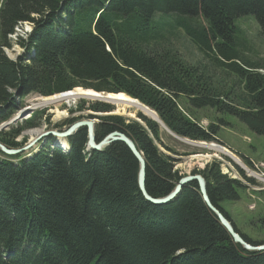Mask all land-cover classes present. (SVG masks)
Returning <instances> with one entry per match:
<instances>
[{
	"label": "trees",
	"instance_id": "1",
	"mask_svg": "<svg viewBox=\"0 0 264 264\" xmlns=\"http://www.w3.org/2000/svg\"><path fill=\"white\" fill-rule=\"evenodd\" d=\"M250 15L264 34V0H3L4 46L21 23L33 28L16 37L25 48L17 60L0 44V124L17 98L80 86L127 93L189 139L218 140L227 121L204 127L196 112L206 108L264 135V65L246 56L249 42L236 24ZM177 29L208 63L184 57ZM217 68L233 73L229 87L216 79ZM111 108L91 106L95 112ZM43 115L36 112L21 128L0 132V141L18 147L14 138L23 127L41 126ZM139 117L145 124L102 117L97 140L115 130L126 133L147 161L148 193L163 197L182 176L158 143L177 153L163 144L157 122ZM68 143V152L47 143L25 158L0 150V264H264V250L234 242L198 182L173 201L154 204L139 188L140 163L125 143L88 150L87 128ZM193 173L203 175L212 203L231 221L223 203L240 200L242 182L224 174L220 162Z\"/></svg>",
	"mask_w": 264,
	"mask_h": 264
},
{
	"label": "rangeland",
	"instance_id": "2",
	"mask_svg": "<svg viewBox=\"0 0 264 264\" xmlns=\"http://www.w3.org/2000/svg\"><path fill=\"white\" fill-rule=\"evenodd\" d=\"M3 0H0V10L2 8ZM236 24L239 25V28L245 35L246 39L249 42V47L245 51L246 56L254 61H261L264 65V34L261 32L260 26L256 20V18L252 15L244 16L237 19ZM33 28V26L29 22H23L21 25L17 26L14 30V33L8 35V42L10 45L4 46L2 39L0 38V44H3L1 47L4 52L10 57L16 59L19 56L25 53V48H23L20 44H18L16 37L21 35L22 37H26L31 30L28 29ZM179 32V38L177 40L178 47L180 51L183 53L184 57L192 63H202L205 65L208 63V60L203 56V54L197 50V48L193 45V43L188 39L185 33L177 29ZM0 37H2L0 33ZM214 71V70H213ZM215 77L217 80L221 81L223 84H226L228 87L233 83L235 78L231 75V72H225L221 68H217L214 71ZM80 87V86H76ZM75 87V88H76ZM84 88V87H81ZM84 89H92V88H84ZM242 89V88H241ZM73 90V89H72ZM72 90L66 92H60L56 94H68ZM104 94H112V92L107 91H97ZM124 92H118L114 94H120ZM54 94V95H56ZM127 94V93H126ZM50 95V96H54ZM32 94L25 96L24 98H17L15 102L16 108L12 110L10 118L5 122H10L18 115L24 116L26 113L21 114L23 112L27 104H29V99L32 98ZM47 96V97H50ZM130 96V95H129ZM133 98V97H132ZM102 101L98 100H88V99H80L76 102H72L70 105L62 104L59 106L61 110H66L67 114L65 116H61L59 118L55 117L52 108H41L38 110H33L28 112L23 118H20L17 123H11L9 126H3L0 132L4 131L6 133H12V131L16 128H21L27 120H30L34 113L40 112L44 110V115L42 118V124L38 127H23L22 133L14 138V141L19 145L15 148H21L30 143L32 138L28 135V131L32 128L42 130V133L47 131H65L68 127H70L75 122L80 119H90L88 116L93 115L96 121L101 122L102 117H107L111 115H119L130 120L139 119L142 124L145 122L139 117L132 118L127 116L126 114L119 113L116 111V107L112 104H107L110 107V111L107 112H95L91 110V106L93 103H97ZM105 104V103H104ZM148 107V106H147ZM102 114L100 116H95V114ZM197 117L200 119L201 125L204 127L209 126L211 123H218L220 119L227 121L220 127V131L218 133L217 141H202V140H193L196 144H191L187 141H180L177 138L173 137L168 131L165 130L160 125L161 131V139L163 144L170 147L175 153L168 152L164 146L158 143L159 147L165 153L172 155L175 159L174 169L177 170L181 176H186L189 174H194V171L202 172L205 170L207 165H211L214 162H220L221 170L224 174H227L229 177L233 179H238L242 182L243 188H241V197L240 200L236 202H227L223 203L224 208L228 211V214L231 218V222L236 225L238 230L249 237L253 242H247L253 245H261L264 244V181L260 180L256 176L250 175L248 169L256 172L264 178V135L257 134L250 130L243 122L238 120L235 116H230L226 114L216 113L211 108L201 109L197 112ZM79 117L74 123L67 125L66 122L72 117ZM49 118L48 123L46 118ZM100 117V119H99ZM34 118V117H33ZM32 118V119H33ZM92 118V117H91ZM218 120V122H214ZM96 122V126L99 124ZM1 125V124H0ZM5 127V128H4ZM39 135V134H38ZM36 135L34 140L37 138ZM182 137V136H180ZM104 138V137H103ZM102 138V139H103ZM187 138V137H185ZM63 138H56L55 136H46L38 140L31 146L29 149L24 151L21 154H24L26 157H32L37 151L41 149L42 146H46L47 143H52V147H56L58 145V140ZM101 139V140H102ZM68 143V139L64 138ZM206 142V143H215L224 147L232 152L238 159L248 168L244 167L242 163L233 160L227 155L211 151L207 148H203L198 146V144ZM3 143V142H2ZM55 144V145H54ZM11 147V146H10ZM88 150H91L88 147ZM211 155L210 157H205L203 155ZM202 155V156H201ZM16 156V155H14ZM242 171V172H241ZM199 174V173H196ZM247 179H252L253 182H250ZM176 186V185H175ZM175 188V187H174ZM160 198V197H157ZM235 227V226H234ZM235 227V228H236ZM239 232V233H240ZM240 233V234H241ZM242 235V234H241Z\"/></svg>",
	"mask_w": 264,
	"mask_h": 264
},
{
	"label": "water",
	"instance_id": "3",
	"mask_svg": "<svg viewBox=\"0 0 264 264\" xmlns=\"http://www.w3.org/2000/svg\"><path fill=\"white\" fill-rule=\"evenodd\" d=\"M61 95H65V94H61ZM104 103L109 104L106 102H104ZM32 110H33L32 108H27V109L23 110V112L21 114H23L25 112L28 113ZM97 115L100 116L102 114H97ZM24 116L18 115L11 122L6 123L5 125L9 126V125H11V123H17L19 121V119L23 118ZM95 122L96 121L92 120V119H81V120L75 122L74 124H72L64 132L48 131V132L44 133V135L56 136L59 138H69L70 136L73 135L74 132L78 131L79 129L87 128L88 129V142L90 145L89 148L91 150L99 151L104 146L110 145V144H113V143L119 142V141L125 143L128 146V148L131 150L133 155L137 158L138 162L140 163V169H139V175H138V184H139V188H140L142 194L144 195V197L149 202L154 203V204H165V203L171 202L174 198H176L182 192V189H183V187H185V185H187L190 182L196 181L199 184V188H200V191H201V194H202V197H203L205 203L208 205V207L213 212H215L218 215L222 225L226 228L227 232L233 237L234 242L242 245L247 250L264 249V244L253 245V244H250L249 242H247L242 237V235L235 229V227L233 226L231 221L227 217H225L226 215H223L219 211V208L216 207L211 202V200L209 198L208 191H207V182H206L205 178L200 174L186 175V176L181 178V181L179 182L178 185H176V188L174 191H172L171 193H169L163 197H160V198L153 197L150 193H148V191L146 189L147 161L144 157V154L138 149L136 143L130 137H128L126 134H123L118 130H115V131L111 132L110 134L106 135L101 142H97V137H96V133H95ZM163 127L166 128L167 131L173 137L177 138L178 140H180V141L185 140L179 136H176L174 133H171L170 130L167 128V126L164 123H163ZM37 140L38 139H35L34 141L28 143L25 147H21V148H11V147L5 145L4 143L0 142V150H1V152H3L4 154H6L8 156L20 155L21 153H23L24 151L29 149L31 146H33Z\"/></svg>",
	"mask_w": 264,
	"mask_h": 264
},
{
	"label": "bare ground",
	"instance_id": "4",
	"mask_svg": "<svg viewBox=\"0 0 264 264\" xmlns=\"http://www.w3.org/2000/svg\"><path fill=\"white\" fill-rule=\"evenodd\" d=\"M32 31V30H31ZM14 59V58H13ZM17 60V57L16 59ZM32 98L29 99V104H27L28 106H26L25 108H32L33 110H38L41 108H52L53 113L55 114L56 118H59L61 116H65L67 114L66 110H61L59 108L60 105L62 104H68L70 105L72 102H76L77 100L80 99H88V100H98V101H102V102H106V103H110L113 106L116 107V111L119 113H123L126 114L127 116H130L132 118H138V115H142L148 119H151L155 122H157L159 125H161L163 127V121L160 119L158 113L153 110L150 107H147V105L143 104L142 102H140L138 99L136 98H132L131 96H129L126 93H120V94H104L101 92H97L95 89H84L81 87H76L74 88L70 93L65 94V95H60V94H56L54 96H42L39 95L37 93L32 94ZM25 110V109H24ZM32 110V111H33ZM31 112V111H30ZM26 113V112H25ZM100 114V113H98ZM24 115V113H23ZM97 115V113L95 114V116ZM99 116V115H97ZM14 119V118H13ZM92 120H95V117L90 118ZM138 121H140L139 119H137ZM96 121V120H95ZM6 122V121H5ZM5 122H2L0 125V130H2V126H5ZM11 122V121H10ZM99 122V121H96ZM95 122V133H96V123ZM8 123V122H7ZM100 123V122H99ZM165 124V123H164ZM166 125V124H165ZM2 128V129H1ZM5 128V127H4ZM69 128V127H68ZM67 128V129H68ZM164 128V127H163ZM168 128V127H167ZM66 129V130H67ZM169 129V128H168ZM65 130V131H66ZM88 130V129H87ZM165 130L167 131V129L165 128ZM170 130V129H169ZM42 132V130L40 129H35L32 128L31 130L28 131V135L30 136V138H32L33 140H31L30 142L34 141V137L36 135L38 140H40L43 137H46V135H44V133L40 134ZM48 132V131H47ZM60 132V131H58ZM64 132V131H62ZM113 132V131H112ZM171 133H174L170 130ZM46 133V132H45ZM121 133L126 134L124 132L121 131ZM110 134V133H109ZM175 134V133H174ZM108 135V133L106 134ZM105 135V136H106ZM127 135V134H126ZM176 136H179L177 134H175ZM104 136V137H105ZM128 136V135H127ZM52 137V136H51ZM56 137V136H55ZM97 137V136H96ZM129 137V136H128ZM180 137V136H179ZM59 138V137H56ZM183 139H185L184 141L190 142L191 144H196V142L191 141V139L189 138H185V137H181ZM64 139V138H63ZM63 139H59L58 140V145L57 147H60L61 149H64L66 152H68L70 150V145L69 143H67L65 140ZM68 139V138H67ZM104 139V138H103ZM102 139V140H103ZM37 140V141H38ZM102 140H97V142H101ZM36 141V142H37ZM1 142V141H0ZM6 145V144H5ZM55 145V144H54ZM8 146V145H7ZM109 145L104 146L101 150H103L105 147H107ZM198 146L203 147V148H207L211 151H215V152H220L223 153L225 155H227L228 157L232 158L233 160L242 163L237 156H235L234 154H232L231 151H229L228 149L221 147L220 145H217L215 143H206V142H202L200 144H198ZM10 147V146H9ZM25 147V146H24ZM88 147H90L89 142H88ZM11 148H15V147H11ZM100 151V150H99ZM202 156V155H201ZM205 157H210L211 155L207 154V155H203ZM243 164V163H242ZM244 167H246L243 164ZM247 168V167H246ZM248 169V168H247ZM248 172L250 173V175L256 176L257 178H259L260 180L264 181V178L257 174L256 172L248 169ZM191 175V174H189ZM202 175V174H200ZM203 176V175H202ZM184 177V176H182ZM206 180V179H205ZM181 181V179L179 180V182ZM179 182L176 184L178 185ZM194 182V181H193ZM207 182V181H206ZM189 184V183H188ZM186 186V185H185ZM176 188V186H175ZM175 188L172 190L174 191ZM184 188V187H183ZM171 191V192H172ZM208 191V190H207ZM170 192V193H171ZM201 192V191H200ZM180 195V194H179ZM202 195V194H201ZM210 198V197H209ZM175 199V198H174ZM173 199V200H174ZM172 200V201H173ZM211 200V199H210ZM212 202V201H211ZM166 204V203H165ZM160 205V204H158ZM219 211L225 215L220 209ZM214 214L217 216V218L219 219L218 215L214 212ZM227 217V216H225ZM220 220V219H219ZM221 222V221H220ZM232 223V222H231ZM222 224V223H221ZM234 226V225H233ZM236 229V228H235ZM243 237V236H242ZM233 238V237H232ZM244 238V237H243ZM245 239V238H244ZM264 249H259V250H248V251H263Z\"/></svg>",
	"mask_w": 264,
	"mask_h": 264
},
{
	"label": "snow or ice",
	"instance_id": "5",
	"mask_svg": "<svg viewBox=\"0 0 264 264\" xmlns=\"http://www.w3.org/2000/svg\"><path fill=\"white\" fill-rule=\"evenodd\" d=\"M28 30H31L30 28Z\"/></svg>",
	"mask_w": 264,
	"mask_h": 264
}]
</instances>
